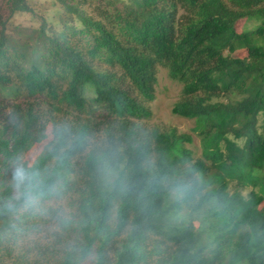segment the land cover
Here are the masks:
<instances>
[{
    "label": "trees",
    "instance_id": "obj_1",
    "mask_svg": "<svg viewBox=\"0 0 264 264\" xmlns=\"http://www.w3.org/2000/svg\"><path fill=\"white\" fill-rule=\"evenodd\" d=\"M53 1L0 0V264H264V0Z\"/></svg>",
    "mask_w": 264,
    "mask_h": 264
},
{
    "label": "rangeland",
    "instance_id": "obj_2",
    "mask_svg": "<svg viewBox=\"0 0 264 264\" xmlns=\"http://www.w3.org/2000/svg\"><path fill=\"white\" fill-rule=\"evenodd\" d=\"M31 6L36 10L39 16H44L47 19L53 20L57 15L56 3L53 0H30ZM38 18L35 15L18 13L15 15L12 25H22L33 27L38 25ZM245 19H239L236 23L238 32H242L247 27ZM236 57H246L247 52L244 49H239L234 53ZM158 82L156 85L155 99L149 102L152 109V117L146 121L149 126L159 127L163 130L176 128L182 132L192 133L194 121L177 114L172 111L174 103L180 99L182 85L172 80L166 68L158 66L157 68ZM199 137L195 136L193 144H188L197 154H200ZM46 141L41 144H36L27 154L26 160L29 165H32L40 151L43 149Z\"/></svg>",
    "mask_w": 264,
    "mask_h": 264
}]
</instances>
